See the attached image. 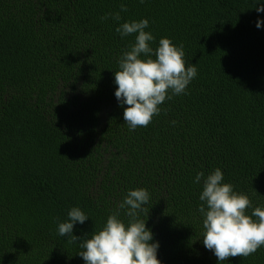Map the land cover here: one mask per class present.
I'll use <instances>...</instances> for the list:
<instances>
[{
	"label": "trees",
	"instance_id": "16d2710c",
	"mask_svg": "<svg viewBox=\"0 0 264 264\" xmlns=\"http://www.w3.org/2000/svg\"><path fill=\"white\" fill-rule=\"evenodd\" d=\"M122 2L121 22L147 18L153 48L168 37L197 68L187 94L166 99L135 130L113 82L134 34L122 38L111 16L100 19ZM256 5L0 0V264H84L57 223L77 206L90 218L73 234L88 238L138 187L150 193L140 218L162 264H217L202 243L196 173L220 168L253 208L264 207V12ZM220 264H264V246Z\"/></svg>",
	"mask_w": 264,
	"mask_h": 264
},
{
	"label": "clouds",
	"instance_id": "9594fccd",
	"mask_svg": "<svg viewBox=\"0 0 264 264\" xmlns=\"http://www.w3.org/2000/svg\"><path fill=\"white\" fill-rule=\"evenodd\" d=\"M138 2L143 4L145 0ZM126 11L127 6L122 2L119 11L106 13L100 19L111 16L117 23L115 31L122 38L134 34V42L117 58L118 70L113 72V82L118 105H126L123 120L130 130H135L138 126H147L154 115H159L160 105L166 99L187 94V86L197 76V68L185 60L183 45L174 44L168 37H160L153 48L156 37L146 31L148 19L121 22L120 13ZM256 11L264 12V0H257ZM255 26L258 29L262 26L259 18ZM193 182L202 183L198 197L201 203L197 207L202 218V243L216 257L217 264L228 257H247L264 246V207L253 208L247 194L235 191L230 182H224L220 168L207 175L198 171ZM149 199L146 188L127 190L103 226L83 240L73 234V228L90 217L81 208L71 207L67 220L57 223V233L78 242L81 250L77 254L84 264H162L157 257L159 241L146 226V218H140ZM249 208L250 215L246 212ZM121 210L126 219L121 217Z\"/></svg>",
	"mask_w": 264,
	"mask_h": 264
}]
</instances>
